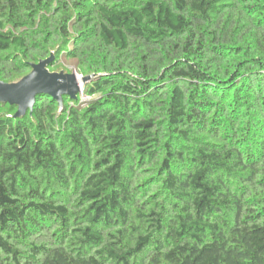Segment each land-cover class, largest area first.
Wrapping results in <instances>:
<instances>
[{
  "label": "trees",
  "instance_id": "16d2710c",
  "mask_svg": "<svg viewBox=\"0 0 264 264\" xmlns=\"http://www.w3.org/2000/svg\"><path fill=\"white\" fill-rule=\"evenodd\" d=\"M66 1L0 0L1 81L71 29L101 94L0 103V264H264V0Z\"/></svg>",
  "mask_w": 264,
  "mask_h": 264
},
{
  "label": "water",
  "instance_id": "95a60500",
  "mask_svg": "<svg viewBox=\"0 0 264 264\" xmlns=\"http://www.w3.org/2000/svg\"><path fill=\"white\" fill-rule=\"evenodd\" d=\"M54 58L51 56L30 65V72L17 82L7 83L0 80V103L16 106L14 118L31 113L36 97L47 95L63 107V97L77 98L81 88L95 76L77 77L75 74L50 72L48 69Z\"/></svg>",
  "mask_w": 264,
  "mask_h": 264
},
{
  "label": "rangeland",
  "instance_id": "374dc122",
  "mask_svg": "<svg viewBox=\"0 0 264 264\" xmlns=\"http://www.w3.org/2000/svg\"><path fill=\"white\" fill-rule=\"evenodd\" d=\"M65 2H66V4H65ZM54 6L57 7L58 9L61 8L63 10L68 9L67 7H69L66 0H57L56 4H54ZM73 9H74L73 6H70V11H69L70 16H72V14L74 13ZM43 19L41 20V18H40V20L42 22H43ZM38 28L42 29L43 27H42V25H40ZM35 31H36V28L30 29L28 31L29 36H33ZM68 34H69L68 37H65V35H63V33H61V32H56L52 35V37L48 41V44H52L49 47V49L51 51L45 59L50 58L51 56H53V58H56V56H58V54L56 53L57 51L60 52L63 49H67V48L71 49L72 48V45H69V44H70V42L74 36L73 31H71V29H70ZM36 63H38V62H36ZM49 70H50V68H49ZM50 72H56V73L64 72L66 74H75L79 78L92 76L90 74L81 75V73L75 68L73 60H67V59H63V58H58V61L55 64V68L50 70ZM17 81H19V80H17ZM100 95L101 94L86 96L85 93H83V89L81 88V91L78 93L77 96L79 98L78 100L86 102V101L91 100L92 98H97ZM146 181L141 183V186H142L141 190H145L147 188V185H145Z\"/></svg>",
  "mask_w": 264,
  "mask_h": 264
},
{
  "label": "built area",
  "instance_id": "2783aa9c",
  "mask_svg": "<svg viewBox=\"0 0 264 264\" xmlns=\"http://www.w3.org/2000/svg\"><path fill=\"white\" fill-rule=\"evenodd\" d=\"M81 91V90H80Z\"/></svg>",
  "mask_w": 264,
  "mask_h": 264
}]
</instances>
